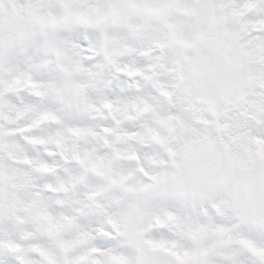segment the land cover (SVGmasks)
<instances>
[{
  "label": "snow or ice",
  "instance_id": "6c2138e0",
  "mask_svg": "<svg viewBox=\"0 0 264 264\" xmlns=\"http://www.w3.org/2000/svg\"><path fill=\"white\" fill-rule=\"evenodd\" d=\"M0 264H264V0H0Z\"/></svg>",
  "mask_w": 264,
  "mask_h": 264
}]
</instances>
